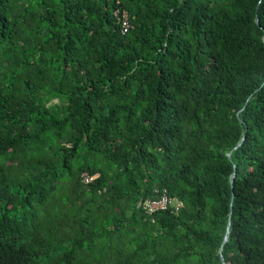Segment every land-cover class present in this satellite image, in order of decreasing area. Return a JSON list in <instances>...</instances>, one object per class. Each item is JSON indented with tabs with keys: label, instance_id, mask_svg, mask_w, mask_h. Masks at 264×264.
I'll return each instance as SVG.
<instances>
[{
	"label": "trees",
	"instance_id": "16d2710c",
	"mask_svg": "<svg viewBox=\"0 0 264 264\" xmlns=\"http://www.w3.org/2000/svg\"><path fill=\"white\" fill-rule=\"evenodd\" d=\"M0 264H264V0H0Z\"/></svg>",
	"mask_w": 264,
	"mask_h": 264
},
{
	"label": "built area",
	"instance_id": "2783aa9c",
	"mask_svg": "<svg viewBox=\"0 0 264 264\" xmlns=\"http://www.w3.org/2000/svg\"><path fill=\"white\" fill-rule=\"evenodd\" d=\"M128 25L124 19L120 23V33L125 34L127 32ZM97 175L87 176L85 174H81L82 183L87 184L91 182ZM154 193L158 195L156 200H144L140 204V208L143 212L151 216L155 212L159 211H168L169 213H175L182 207V202L176 200L175 198L169 196L164 189L154 190Z\"/></svg>",
	"mask_w": 264,
	"mask_h": 264
},
{
	"label": "water",
	"instance_id": "95a60500",
	"mask_svg": "<svg viewBox=\"0 0 264 264\" xmlns=\"http://www.w3.org/2000/svg\"><path fill=\"white\" fill-rule=\"evenodd\" d=\"M229 155V154H228ZM227 234V233H226ZM226 234H225V236H224V239L223 240H225L226 239Z\"/></svg>",
	"mask_w": 264,
	"mask_h": 264
}]
</instances>
